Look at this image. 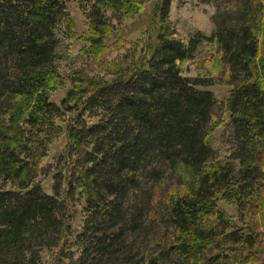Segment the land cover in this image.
<instances>
[{
  "label": "trees",
  "instance_id": "obj_1",
  "mask_svg": "<svg viewBox=\"0 0 264 264\" xmlns=\"http://www.w3.org/2000/svg\"><path fill=\"white\" fill-rule=\"evenodd\" d=\"M78 1L90 7L80 36L69 0H0V264H56L72 238L68 214L82 202L66 264L252 262L264 239V0H200L216 8L215 31L188 45L170 22L171 0H161L144 57L131 65L108 61L130 42L113 20L146 1ZM64 38L85 42L80 52L104 75L60 73ZM213 44L217 52H200ZM197 54L225 76H183ZM216 82L230 88L225 155L214 146ZM62 129L68 142L50 194L42 163ZM165 172L180 188L161 206L154 184Z\"/></svg>",
  "mask_w": 264,
  "mask_h": 264
},
{
  "label": "rangeland",
  "instance_id": "obj_2",
  "mask_svg": "<svg viewBox=\"0 0 264 264\" xmlns=\"http://www.w3.org/2000/svg\"><path fill=\"white\" fill-rule=\"evenodd\" d=\"M145 1L144 9L138 14H135L133 17L125 19L122 22L117 19L113 20L117 31L121 32V34L124 35V37L130 42L122 51H114L108 57L109 62L118 61L124 63L127 61L125 64L131 65L134 61H136V59L144 57V51L142 49L146 46V37L153 32L156 17H153L152 19V16L157 3L161 0ZM88 9H90V7L87 4H82L78 0H69L68 2L67 10L74 21L75 32L79 36L86 34L89 31L88 21L86 18V13L89 11ZM215 13L216 8L214 5L203 4L200 0H171L169 17L172 26L177 30V35L183 39L186 45H188L191 36L199 31L209 36L214 33L215 26L212 22V18ZM60 41V45L58 43V58L56 61V66L60 73L64 76L78 74V77H80L83 73L90 76L104 75L101 66H99V62L96 61L92 55H89L88 53L82 54L80 52L83 47H86L85 42H82L81 40H68L65 38ZM136 43L138 50L135 46ZM209 47L213 49L214 53L218 50L217 44H213L212 46L203 45L200 52L202 50L206 51ZM214 63V61L209 62V60H203L200 54H197L194 60H190L183 64V76H212L214 81L218 80V78L225 76V71L222 70V72H220L219 67L214 66ZM210 70H212V72ZM217 82L208 88V90L213 92L217 98V107L215 109L216 124L211 126L212 129H214L213 137L216 140L214 144L215 149L218 154L225 155L230 145V139L233 135L229 125L230 120L225 107L230 88ZM65 91H67V88L60 89L52 95V100L57 102L60 101V99L64 96ZM217 124L220 126L217 127ZM56 138L57 140L51 147L49 155L43 159L42 163V167H51L49 172L50 177L48 174L40 177L44 188L47 189L50 194L52 193L51 188L53 184L57 181V179H54L53 176L56 171H59L62 167L60 163H58V155L59 153H64L68 142L67 133L63 129L56 132ZM163 175L164 177L161 181L154 184L156 187L159 185L158 189L160 191L159 194L156 193L154 204L159 201L161 206L166 205V200L173 190L177 191V189L180 188V183L178 184V176L172 174L168 175L167 172ZM75 197V199H81L79 197V192H77ZM81 204L83 206L84 202ZM82 206L77 205L76 207H73L74 211L68 214L72 238L76 237V234L79 235L82 232V222L84 218ZM227 209L230 216L236 214L233 208L227 207ZM72 238L70 237V243L66 246V250L62 253V255L57 256V254H53L55 258L53 263L66 264L69 263V259L73 258L76 248L72 245ZM262 245V249L259 246V250L251 254L254 256V259L252 262H247L248 264H264L261 263V260L264 261V239L262 241ZM75 259L76 257H74V260Z\"/></svg>",
  "mask_w": 264,
  "mask_h": 264
}]
</instances>
